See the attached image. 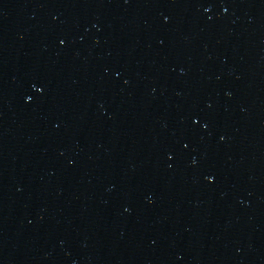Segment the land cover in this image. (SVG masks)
Masks as SVG:
<instances>
[{
    "label": "water",
    "instance_id": "water-1",
    "mask_svg": "<svg viewBox=\"0 0 264 264\" xmlns=\"http://www.w3.org/2000/svg\"><path fill=\"white\" fill-rule=\"evenodd\" d=\"M0 264H264V0H0Z\"/></svg>",
    "mask_w": 264,
    "mask_h": 264
}]
</instances>
